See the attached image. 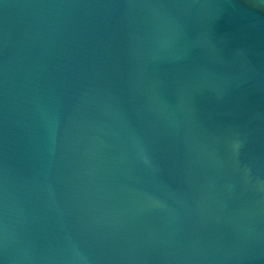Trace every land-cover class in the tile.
I'll use <instances>...</instances> for the list:
<instances>
[{
	"label": "water",
	"instance_id": "1",
	"mask_svg": "<svg viewBox=\"0 0 264 264\" xmlns=\"http://www.w3.org/2000/svg\"><path fill=\"white\" fill-rule=\"evenodd\" d=\"M0 264H264V0H0Z\"/></svg>",
	"mask_w": 264,
	"mask_h": 264
}]
</instances>
